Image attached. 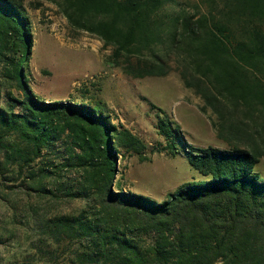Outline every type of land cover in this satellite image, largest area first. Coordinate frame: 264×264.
Segmentation results:
<instances>
[{
	"label": "trees",
	"instance_id": "16d2710c",
	"mask_svg": "<svg viewBox=\"0 0 264 264\" xmlns=\"http://www.w3.org/2000/svg\"><path fill=\"white\" fill-rule=\"evenodd\" d=\"M201 1L206 13L169 17L162 13L173 0H60L59 6L72 27L96 35L112 49L111 63L127 76H165L171 70L168 59L176 53L206 68L212 78H203L219 94L216 87L232 99L253 98L264 104V0ZM29 24L22 0H0V74L21 95L6 92V108H0V187L14 190L7 183L28 172L19 186L33 180L40 199L57 200L61 191L76 197L66 184L54 190L44 186L52 171L40 169L36 175L30 169L65 135L67 158L61 167L81 173L78 196L94 193V205L77 215H48L45 209L17 207L0 197L19 225L24 216L34 223L37 238L32 246L39 260L264 264V179L255 172L259 154L242 148L194 147L160 111L158 134L167 145L155 152L183 154L192 169L209 179L185 183L161 203L124 192L120 185L113 191L118 156L123 152L146 160L145 144L129 130L112 125L100 103L90 107L45 102L34 95L24 73ZM181 76L203 99L202 111L209 107L222 119V101L204 86L205 79Z\"/></svg>",
	"mask_w": 264,
	"mask_h": 264
},
{
	"label": "rangeland",
	"instance_id": "374dc122",
	"mask_svg": "<svg viewBox=\"0 0 264 264\" xmlns=\"http://www.w3.org/2000/svg\"><path fill=\"white\" fill-rule=\"evenodd\" d=\"M22 3L29 19L31 37L24 73L34 95L45 102L90 107L100 103L112 125L129 130L146 146L142 153L146 160L123 152L118 156L113 191L120 185L124 192L161 203L168 193L183 184L209 179L192 169L183 154L172 156L168 150L155 152L167 145L166 139L158 134L160 111L180 127L185 141L194 147L242 148L256 152L259 162L255 172L264 179L263 103L253 98L246 101L232 99L224 89L216 87L222 92L219 94L210 86V81L203 78L204 75L212 78L206 68L199 67L192 58L176 56V53L168 59L171 70L165 76H127L111 63L110 47H104L96 35L69 24L59 6L60 0H22ZM183 12L197 15L206 13L207 8L201 0H173L162 15L177 16ZM132 60L136 61V58ZM182 73H186L187 79L193 76L205 79L204 86L222 101V119L209 107L202 111L205 107L203 99L193 88L184 85ZM8 91L14 97H21L0 74V108H6ZM14 111L20 113L21 109L16 107ZM67 142L66 136H62L53 147L42 152L41 158L30 169L36 175L40 169L52 171L54 176L43 180L44 186L54 190L66 184L76 197L65 196L61 191L57 200L40 199L33 190L36 185L33 180L28 179L23 188L19 186L29 176L28 172L17 182L7 183L14 185V190L0 187V197L6 196L8 203L17 207L31 204L34 210L45 209L48 215H77L92 207L93 192L90 197L78 196L77 188L83 179L81 173L61 167L66 164ZM30 185L32 189H29ZM17 222L13 212L0 199V264H47L39 260L38 252L32 246L37 238L32 220L24 216L23 225ZM56 264L68 263L60 258Z\"/></svg>",
	"mask_w": 264,
	"mask_h": 264
}]
</instances>
